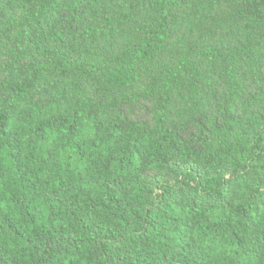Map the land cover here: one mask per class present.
Masks as SVG:
<instances>
[{"label": "trees", "instance_id": "obj_1", "mask_svg": "<svg viewBox=\"0 0 264 264\" xmlns=\"http://www.w3.org/2000/svg\"><path fill=\"white\" fill-rule=\"evenodd\" d=\"M264 0H0V264H264Z\"/></svg>", "mask_w": 264, "mask_h": 264}, {"label": "clouds", "instance_id": "obj_2", "mask_svg": "<svg viewBox=\"0 0 264 264\" xmlns=\"http://www.w3.org/2000/svg\"><path fill=\"white\" fill-rule=\"evenodd\" d=\"M262 194H264V193H262Z\"/></svg>", "mask_w": 264, "mask_h": 264}]
</instances>
